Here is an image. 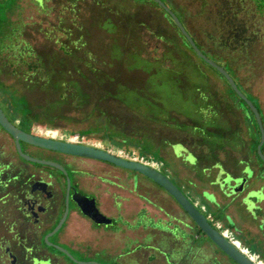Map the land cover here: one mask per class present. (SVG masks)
Here are the masks:
<instances>
[{"label":"rangeland","instance_id":"1","mask_svg":"<svg viewBox=\"0 0 264 264\" xmlns=\"http://www.w3.org/2000/svg\"><path fill=\"white\" fill-rule=\"evenodd\" d=\"M160 1L205 56L229 61L238 89L264 122V15L247 0ZM161 10L148 0H19L12 20L21 22L38 71L23 81L0 62V81L15 87L26 123L34 122L38 131L64 135L94 131L98 124L116 126L105 149L136 147L137 156L162 160L161 173L177 186L174 159L160 157L157 145L182 138L173 127L202 122L197 110L225 113L237 134L245 135V108L225 80L184 46ZM100 137L90 134L97 142ZM173 149L185 153L178 145ZM245 184L243 191L252 188ZM200 212L213 225L220 217ZM94 259L87 262L101 264Z\"/></svg>","mask_w":264,"mask_h":264},{"label":"crops","instance_id":"2","mask_svg":"<svg viewBox=\"0 0 264 264\" xmlns=\"http://www.w3.org/2000/svg\"><path fill=\"white\" fill-rule=\"evenodd\" d=\"M197 111L198 120L202 122L173 127L182 132V138L174 137L172 141H165L168 145H157L158 154L166 159L173 157L174 171L171 174L187 199L199 211L211 216L220 215L215 222L231 229L236 237L232 236L262 263L264 204L255 218L243 200L246 191L263 188L257 194H264V171L250 150L247 124H244L245 135L239 136L225 113ZM210 115L213 118L210 119ZM220 121L223 122L219 124ZM175 145L185 153H176ZM188 156L194 160L193 164L186 161ZM165 170L170 175V170ZM228 175L248 177L246 182H251L252 188L240 195L225 196L220 180ZM126 177L127 174H121L123 189L119 190L110 182L96 189L95 179L83 181L88 190L99 196L105 214L114 220V226L100 232L94 230L89 235L84 229L87 222L75 214L70 218L67 231L74 229L81 235H88L93 250L90 259H94L100 250L103 264H235L198 231L199 228L176 201L157 184L137 174V194H132ZM116 195L119 196L120 211L113 207Z\"/></svg>","mask_w":264,"mask_h":264},{"label":"flooded vegetation","instance_id":"3","mask_svg":"<svg viewBox=\"0 0 264 264\" xmlns=\"http://www.w3.org/2000/svg\"><path fill=\"white\" fill-rule=\"evenodd\" d=\"M200 111L203 112V110ZM2 112L8 121L22 132L39 136L37 130L39 127L34 126V122L31 124V121L28 125L26 122L29 119L24 113L14 114L10 110H2ZM68 134L72 135L71 132ZM75 136L79 137V142L75 145L102 150L115 157H118L117 150L128 152L119 147L109 146V149H105L104 141L97 142L90 138V134ZM20 149L23 154L48 164H36L23 160L17 153L12 137L0 127V264H76L73 260L91 264L87 261L95 259H90L93 250L88 241V235H81L74 229L71 232L67 231L70 218L75 214L87 222V228L84 229L89 235L94 230L100 232L102 229L114 226V220L105 214L101 208L99 196L88 190L83 181L95 179L96 189L110 182L111 186L119 190L123 189L121 174H127L130 193L137 194L138 173L104 161L59 153L22 142H20ZM134 153L137 155L136 152ZM162 164L164 166V163ZM262 189L241 193L245 192L244 205L255 218L261 213V204H264V194H257L262 192ZM252 193L258 196L252 197ZM75 195L86 199L80 202L84 208H95L102 217L110 220L111 224L98 225L85 216L74 200ZM118 199L119 196L116 195L113 201L116 211H120ZM250 204L254 208H249ZM66 209L65 220L59 230L53 233ZM209 224L215 228L212 223L209 222ZM51 233L53 234L50 235ZM231 234L235 236L232 230ZM46 237L51 246L46 245ZM62 238L64 241H61ZM55 246L65 250L73 260L55 249ZM95 258L100 259L101 261L98 262L103 264L100 250Z\"/></svg>","mask_w":264,"mask_h":264},{"label":"water","instance_id":"4","mask_svg":"<svg viewBox=\"0 0 264 264\" xmlns=\"http://www.w3.org/2000/svg\"><path fill=\"white\" fill-rule=\"evenodd\" d=\"M150 1H153L156 4H158L170 16L175 26L177 27L178 31L185 38V40L187 41L193 52L196 54V56L200 58L203 62L211 66L213 69H215L225 79V81L228 83L232 91L248 106L249 110L254 116V119L260 131V142L257 145V156L262 162H264V155L261 151V147L264 144V128H263L261 116L255 105L237 88L233 79L225 71L224 68H222L217 63L207 58L199 50L192 37L188 34V32L185 30L179 19L168 7H166L160 0H150ZM0 127L12 137L15 143L17 153L23 160L27 162L36 163V164H48L35 160L23 154L20 149V142L59 153L104 161L116 167L141 174L142 176L146 177L147 179L157 184L165 192H167L176 201V203L180 206V208L187 214V216L194 222V224L202 231V233L235 264H255L254 262L250 261L247 257H245L243 254H241L237 249H235L215 228H213L207 221L206 217L187 199V197L182 193V191L167 176H165L158 170L150 168L138 162L127 161L115 157L102 150H97L87 146L75 145L67 142L55 141L35 135L26 134L21 130H19L18 128H16L11 122L8 121V119L2 112L1 107H0ZM247 178L248 177L234 178L229 175L226 178L222 177V179L220 180V186L222 187V192L227 197L234 196L235 194L242 192L245 182L247 181ZM257 196H258L257 194L254 195V197ZM74 200L78 203L79 207L81 208V212L85 216L90 218L94 223L98 225L111 224V221L102 217L96 211L95 208L93 207L84 208V206L80 204L81 201L84 202L86 201V199L82 198L79 195L78 196L75 195ZM88 206H90L89 203ZM66 215H67V209L65 211L62 220L59 222L58 226L55 228L53 233L59 230L63 221L65 220ZM53 233H51L50 235H52ZM46 245L51 246V244L47 242V237H46ZM54 248L65 254L68 258L72 259L71 256L65 250L57 246H55ZM73 261L76 264H84L82 262H77L75 260ZM91 264H96V263H91Z\"/></svg>","mask_w":264,"mask_h":264},{"label":"trees","instance_id":"5","mask_svg":"<svg viewBox=\"0 0 264 264\" xmlns=\"http://www.w3.org/2000/svg\"><path fill=\"white\" fill-rule=\"evenodd\" d=\"M18 1L19 0H0V62L4 66H7L11 69L15 68L14 74L17 75V77L20 80L26 81L27 76L32 75V74H36V72L38 71V63L35 61V57H34V54L32 53L31 48L27 45V43L22 38V32H21L22 24H21V22L20 21L17 22V21L12 20V17L15 16V14L18 11ZM148 1H150V0H148ZM247 1H249L253 5L257 14L264 15V0H247ZM150 2L161 10V7L158 4H156L153 1H150ZM170 10L172 11V9H170ZM161 11L164 15L167 16V19L169 20L170 24L178 31L177 27L175 26V24L172 21V19L170 18V16L163 9ZM176 17L179 19V17L177 15H176ZM179 21L183 25V22L180 19H179ZM185 30H187V29H185ZM188 34L192 37V35L189 32H188ZM179 35L183 40L184 46L188 50H190L196 58H198L196 56V54L193 52V50L190 48L189 44L187 43V41L181 35L180 32H179ZM192 39L194 40V42H195L196 46L199 48V50L203 53V51L201 50L202 47L198 45V43L196 42V40L193 37H192ZM203 54L205 55V53H203ZM206 57L212 61H214V58L217 61H220L219 63L218 62H216V63L225 69V71L230 75V77L233 79V81L235 83V80H234L233 75H232L234 72L230 66L229 61H227L224 58H217V57H213V56H211L213 59L208 57V56H206ZM198 59L201 62H203L200 58H198ZM203 63H205V62H203ZM206 65L209 66L208 64H206ZM209 67L212 68L211 66H209ZM213 70L221 78H223L215 69H213ZM228 87H229L231 93L236 97L237 101L239 103H241L245 108L242 110L236 104L238 110H242L244 112V115H245V123L247 124V128H248V138L250 140V150H251L252 154L254 155L255 159L262 166V171H264V162H262L259 159V157L257 156V145L260 142V131H259L257 123L254 119V116L251 113V111L249 110L248 106L232 91V89L230 88L229 85H228ZM237 88H238V86H237ZM0 103L2 104V106H4L5 109L8 108L14 114L23 113V111L21 112V110H24V107L20 103V97H19V94L16 91L15 87L7 86L2 81H0ZM2 106L0 105L1 109L4 110ZM262 124H263V128H264L263 119H262ZM107 125L108 124H106V123H105V125L104 124L103 125L98 124V125H96L94 131L87 129V130H82L79 132L73 131L71 133H72V135H89L91 133H98V134L102 135V137H100L101 141L109 140L108 136H107L108 132L114 131V129L116 130V128L111 127V129H113V130H111ZM122 140H123V138H122ZM122 145L125 146L124 143H122ZM119 148H122V147H119ZM135 148L131 147L129 149L128 148L125 149L123 147L122 149H125L128 152H132V151L136 152ZM261 151L264 155V144L261 147ZM140 157L144 158V156H142V155ZM157 161L164 163L162 160H157ZM198 231L201 234H203L200 229H198Z\"/></svg>","mask_w":264,"mask_h":264},{"label":"built area","instance_id":"6","mask_svg":"<svg viewBox=\"0 0 264 264\" xmlns=\"http://www.w3.org/2000/svg\"><path fill=\"white\" fill-rule=\"evenodd\" d=\"M38 133L40 137H44L47 139L59 140L62 142L64 141L71 144H76L79 142L78 136L68 134L62 135L56 130L54 131L43 129L39 130ZM117 156L127 161L141 163L158 171L163 168L162 163L152 160L148 161L143 157L137 156L134 152H125L123 150H117ZM214 227L235 249H237L241 254L247 257L250 261L254 262L255 264H262L260 261H258L257 257L254 254L250 253V251L241 244L238 239L232 236L231 230L229 228L224 227L223 224L219 221L215 222Z\"/></svg>","mask_w":264,"mask_h":264}]
</instances>
